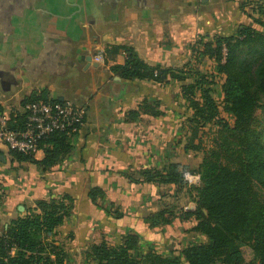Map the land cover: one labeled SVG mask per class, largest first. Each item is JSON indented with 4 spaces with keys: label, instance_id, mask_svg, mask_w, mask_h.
<instances>
[{
    "label": "crops",
    "instance_id": "obj_1",
    "mask_svg": "<svg viewBox=\"0 0 264 264\" xmlns=\"http://www.w3.org/2000/svg\"><path fill=\"white\" fill-rule=\"evenodd\" d=\"M243 1L0 0V112L21 115L23 104L37 97L70 100L85 110L72 152L49 170L0 145V236L36 199L64 193L74 198V207L58 237L73 257L70 264H81L88 241L118 238L129 228L148 244L156 233L165 243L195 233L193 218L149 227L144 216L167 200L177 202L175 188L130 182L124 175L167 160L185 164L190 154L182 160V147L176 151L184 136L181 83L123 79L110 67L123 64L126 53L109 47H129L150 65L180 67L192 57L190 46L199 36L230 35L250 23ZM143 101L156 104L158 114L128 118L126 112ZM42 156L39 150L34 158ZM93 186L122 207V217L112 218L90 201Z\"/></svg>",
    "mask_w": 264,
    "mask_h": 264
},
{
    "label": "trees",
    "instance_id": "obj_2",
    "mask_svg": "<svg viewBox=\"0 0 264 264\" xmlns=\"http://www.w3.org/2000/svg\"><path fill=\"white\" fill-rule=\"evenodd\" d=\"M253 3L256 15L247 14L251 24H240L230 35L199 36L190 46L192 58L180 67L150 65L129 47H109L126 53L123 64L110 67L121 78L181 83L179 98L186 130L178 143L185 142V153L203 154L196 169L167 160L159 168L143 167L124 175L138 184L170 185L176 199L185 190L182 193L189 196L193 209L166 203L146 214L144 222L153 228L172 224L177 217L193 218L190 230L198 237L179 249L162 252L153 246L141 249L140 233L129 228L117 240L103 237L88 241L83 252L85 264H264V119L259 129L255 127L257 109L264 116V30L257 28H264V0ZM241 9L246 12L243 2ZM205 56L213 59L216 72L223 75L221 102L214 96V73L193 65L202 63ZM38 99L50 100H29ZM156 107L143 101L137 109L128 110L127 117L136 119L143 112L157 115ZM222 112L233 119L232 124ZM211 123L219 128L212 144L206 146L203 128ZM23 124L24 113L8 120L12 129H21ZM76 134L54 132L39 140L40 159L10 151L17 159L46 171L72 152ZM186 170L200 175L199 184L185 182ZM87 195L105 214L123 216L120 206L99 186L89 188ZM73 207L74 198L67 193L36 199L24 215L9 221L0 236V264H70L71 256L58 237V227L72 215ZM67 238L72 239V233Z\"/></svg>",
    "mask_w": 264,
    "mask_h": 264
},
{
    "label": "built area",
    "instance_id": "obj_3",
    "mask_svg": "<svg viewBox=\"0 0 264 264\" xmlns=\"http://www.w3.org/2000/svg\"><path fill=\"white\" fill-rule=\"evenodd\" d=\"M100 56L96 60H100ZM24 124L21 129L8 125L9 117L0 112V145L25 155H35L39 140L54 132L78 133L84 123L85 110L70 100H28L23 104ZM188 185H197L200 175L184 171Z\"/></svg>",
    "mask_w": 264,
    "mask_h": 264
},
{
    "label": "rangeland",
    "instance_id": "obj_4",
    "mask_svg": "<svg viewBox=\"0 0 264 264\" xmlns=\"http://www.w3.org/2000/svg\"><path fill=\"white\" fill-rule=\"evenodd\" d=\"M246 1V2H245ZM243 3H245V5H246V9H245V15L247 16V14L249 13L250 15H256L255 13H253V11H252V7H253V5H254V3H253V0H244L243 1ZM248 17V16H247ZM248 19H249V21H250V24L252 23V20H251V18L250 17H248ZM257 28L258 29H261V30H264V28H261V27H258L257 26ZM192 58V57H191ZM190 58V59H191ZM190 60H188L187 62H185V63H188ZM184 63V64H185ZM196 65L195 67H199V69H201V71H204V72H213L214 74V77H213V79L216 81L215 82V84L214 85H212L213 86V90H214V96L216 97V99L218 100V102H221V100H222V92H221V88H220V86H221V82L223 81V75L222 74H218L217 72H216V64H215V62L213 61V59H209V58H207L206 56H205V58H204V60H203V62L202 63H200V64H197V63H193V65ZM192 65V67H194ZM221 115H222V117H225L231 124H232V122H233V119L227 114V113H224V112H222L221 113ZM256 117H257V121L255 122V127H256V129L258 128H260V126H261V123H262V120L264 119V116L262 115V113H261V109L259 108V109H257V111H256ZM184 119V118H183ZM185 127H186V122L184 121L183 122V124H182V132L185 134ZM218 128H219V126H217V125H215V124H213V123H211V124H208V125H206L204 128H203V131H204V136H203V143L206 145V146H210L211 144H212V142H213V137H215L216 136V133H217V130H218ZM183 134V135H184ZM185 142H182L181 143V145H178L177 146V149H176V151H177V153H179V149H180V151H181V147H182V150H183V144H184ZM168 146H171V144L170 145H168ZM182 152V151H181ZM185 152L183 151V156H179L178 158L179 159H186V158H184V157H186L185 155ZM190 155L187 157V160H185L186 162H185V164L188 166V168L191 170V169H196V166H197V164L199 163V161H200V159H201V157H202V153L201 152H198V153H194V152H190L189 153ZM194 173H196V172H194ZM182 192H185V190L184 191H182ZM182 192H180V197L178 198V200H177V202H172V200L170 199V200H167L168 201V203L170 204V205H172L173 203V205L174 206H176V208H178V209H181V207H183V206H186L187 207V209H189V210H191V209H193V207H194V204L193 203H190V205H188V202H189V196L188 195H183V193ZM186 194V193H185ZM107 196V195H106ZM109 199V198H108ZM118 205V204H117ZM118 206H120V205H118ZM162 206H164V203H163V205ZM162 206H160L159 208H161ZM99 208V207H98ZM120 208L122 209V207L120 206ZM178 209H177V211H178ZM156 210H158V209H156ZM156 210H153V211H156ZM103 211V210H102ZM122 211H123V209H122ZM153 211H149V212H153ZM104 212V211H103ZM124 212V211H123ZM148 212V213H149ZM105 213V212H104ZM148 213H146V214H148ZM188 229V228H187ZM124 232V231H123ZM72 233V232H71ZM187 235L186 236H184V237H170V241L168 242V243H165V242H163L164 240L162 239V236H161V234H158V233H156V234H152V238H154V240L153 241H150L151 242V244H148L147 242H148V239H146V238H144L145 236H143V235H141V237H142V242L140 243V248L141 249H146L147 248V246H153V247H155L156 249H158V250H161L162 252H167V251H170V249H179L180 247H181V243H184V242H187V241H191V240H194V239H197V237H195V236H193V235H196L195 233H191V232H187L186 233ZM120 236H121V233H120V235H119V237L118 238H115V240H117V239H119L120 238ZM144 238V239H143ZM194 238V239H193ZM200 239H201V237H199ZM166 240H168L167 238H165ZM68 240V239H67ZM71 240V239H70ZM145 240V241H144ZM91 241V240H90ZM89 241V242H90ZM180 245V246H179ZM85 251V247L82 249V251H81V257H80V259H81V264H85V258H84V256H83V252ZM78 257V256H77ZM73 260V257L71 256V262H73L72 261ZM215 264H221V263H219V262H216ZM253 264H259V263H253Z\"/></svg>",
    "mask_w": 264,
    "mask_h": 264
}]
</instances>
